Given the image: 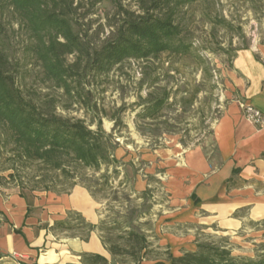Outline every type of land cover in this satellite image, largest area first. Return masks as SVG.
I'll use <instances>...</instances> for the list:
<instances>
[{
    "label": "rangeland",
    "instance_id": "374dc122",
    "mask_svg": "<svg viewBox=\"0 0 264 264\" xmlns=\"http://www.w3.org/2000/svg\"><path fill=\"white\" fill-rule=\"evenodd\" d=\"M112 15L111 5L104 2L85 21L91 27L90 33L104 40L109 34L107 17ZM12 22L8 15L0 17V48L20 60L25 38L15 33L17 26L11 25ZM184 24L192 44L189 55H164L149 62L123 63L89 88L88 108L80 100H70L63 91L43 84L37 77L38 70L29 66L27 69L32 75L26 81L27 89L54 98L57 113L87 123L102 121L104 130L118 143L115 155L119 173L114 174L113 168H109V182L105 187H102V175L106 168L67 180L59 173L45 171L39 164L19 162L11 147L2 146L0 132V189L65 192L75 184H91L96 199L102 204L100 211L113 229L114 241L122 249H130L125 231L145 233L143 230L149 229L147 224L151 222L140 220L151 213L153 203L162 212L166 209V182L157 153L175 145L188 149L206 142L227 103L226 78L236 53L251 48L260 54L264 49V0H198L189 8ZM73 60V56L69 57L70 62ZM159 98H167V105L158 117L138 116L148 100ZM137 182L150 188L138 194ZM258 225L250 226L264 230V222ZM201 240V245L226 246L231 252L234 248H229L230 239L222 236ZM246 243V246H235L236 252L232 255L246 258L254 255L252 259L264 256V234ZM152 245L154 242L150 240L147 260L142 264L168 259L170 253L156 250ZM117 260L137 264L128 256ZM0 264L14 262L7 260Z\"/></svg>",
    "mask_w": 264,
    "mask_h": 264
},
{
    "label": "trees",
    "instance_id": "16d2710c",
    "mask_svg": "<svg viewBox=\"0 0 264 264\" xmlns=\"http://www.w3.org/2000/svg\"><path fill=\"white\" fill-rule=\"evenodd\" d=\"M104 2L113 15L107 17L108 36L101 40L85 23ZM198 0H0V17L10 16L15 33L25 38L22 59H13L0 48V132L2 146L11 147L22 163L39 164L45 171L59 173L67 180L92 171L102 175V187L109 182V168L118 174V143L108 134L101 120L87 123L57 113L54 98L27 89L29 66L37 69L43 84L63 91L70 100L89 107L90 87L123 63L149 62L162 56L185 57L192 44L186 35L184 20ZM74 57L72 62L69 57ZM167 98L150 99L138 114L142 119L158 117ZM95 127V129L93 128ZM84 186L95 197L91 184ZM73 186V187H74ZM72 187V188H73ZM71 188V189H72ZM71 189L65 191L68 192ZM76 215V214H75ZM81 228L90 227L77 213ZM60 226H76L62 222ZM79 228V227H78ZM102 242L114 258L131 257L137 264L146 261L150 243L145 233L125 231L130 249H122L113 239V229L102 222ZM137 257V258H136ZM125 264V262L120 261ZM81 264H111L104 256L87 254ZM152 264H264L259 259L235 257L226 246L203 244L196 252Z\"/></svg>",
    "mask_w": 264,
    "mask_h": 264
},
{
    "label": "crops",
    "instance_id": "0c3cea01",
    "mask_svg": "<svg viewBox=\"0 0 264 264\" xmlns=\"http://www.w3.org/2000/svg\"><path fill=\"white\" fill-rule=\"evenodd\" d=\"M226 79L227 103L210 138L156 155L168 201L163 212L153 203L140 222L150 220L143 230L149 243L172 257L196 252L203 237L229 238L235 253V246L264 234L250 226L264 222V127L249 122L242 110L250 104L264 113V49L239 50ZM147 188L136 184L138 194ZM101 206L82 185L68 192L0 189V263L81 264L83 255L98 254L122 264L102 242L99 226L107 221ZM77 213L90 227L79 226Z\"/></svg>",
    "mask_w": 264,
    "mask_h": 264
},
{
    "label": "built area",
    "instance_id": "2783aa9c",
    "mask_svg": "<svg viewBox=\"0 0 264 264\" xmlns=\"http://www.w3.org/2000/svg\"><path fill=\"white\" fill-rule=\"evenodd\" d=\"M242 110L245 118L252 124L264 127V113L250 104H244Z\"/></svg>",
    "mask_w": 264,
    "mask_h": 264
}]
</instances>
